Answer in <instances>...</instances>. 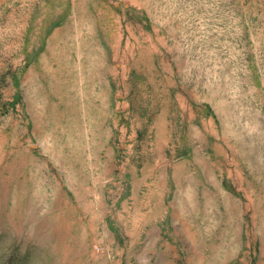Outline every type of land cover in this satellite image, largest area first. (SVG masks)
<instances>
[{
  "label": "rangeland",
  "instance_id": "rangeland-1",
  "mask_svg": "<svg viewBox=\"0 0 264 264\" xmlns=\"http://www.w3.org/2000/svg\"><path fill=\"white\" fill-rule=\"evenodd\" d=\"M0 264H264V0H0Z\"/></svg>",
  "mask_w": 264,
  "mask_h": 264
}]
</instances>
